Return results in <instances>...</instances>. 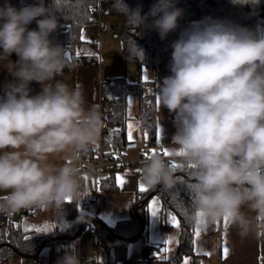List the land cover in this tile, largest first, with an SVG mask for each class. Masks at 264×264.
Returning a JSON list of instances; mask_svg holds the SVG:
<instances>
[{
  "label": "clouds",
  "instance_id": "1",
  "mask_svg": "<svg viewBox=\"0 0 264 264\" xmlns=\"http://www.w3.org/2000/svg\"><path fill=\"white\" fill-rule=\"evenodd\" d=\"M56 2L0 5V67L13 78L0 96V214L39 208L65 222L66 203L80 197L81 158L99 141L103 122L95 106H86L82 86L57 79L67 64L65 47L51 38L59 26ZM131 14L137 27L163 40L183 10L176 0H157L147 14ZM33 21L37 30L28 28ZM171 47V74L158 96L174 114L171 143L193 166L190 219L214 224L227 217L241 238L264 232V33L206 17ZM32 82L40 85L34 95ZM141 179L165 190L177 183L158 153L141 161ZM56 264L83 261L73 244Z\"/></svg>",
  "mask_w": 264,
  "mask_h": 264
},
{
  "label": "trees",
  "instance_id": "2",
  "mask_svg": "<svg viewBox=\"0 0 264 264\" xmlns=\"http://www.w3.org/2000/svg\"><path fill=\"white\" fill-rule=\"evenodd\" d=\"M37 0H8L14 7L36 3ZM47 2V0H45ZM157 0H102V6L110 16L121 17V36L123 41V56L126 62L136 63L139 68L151 67L158 73L171 74L169 64L173 51L171 44L179 39L180 33L189 27L191 22L200 21L206 17L223 20L233 25L263 33L264 29V0H176V6L183 10L182 17L178 20V27L169 33L166 39H161L158 32L146 25L137 27V18L131 13L139 10L143 16L150 11ZM5 0H0L3 5ZM99 0H57L53 11L58 18V29L52 35L54 43L65 47V54L70 51L71 57H66L63 74L76 72L80 68L99 66V42L95 39V15ZM58 9V10H57ZM151 23V18L146 24ZM91 26V37L81 39L86 25ZM37 30V28H36ZM79 53V55H78ZM18 57L13 54V62ZM59 77V76H58ZM101 86V98L110 105L109 122L112 129L102 134L101 149L105 159H114L131 144L127 139V122L130 118V96L138 94L140 97V114L142 139L147 145L157 143L156 131V98L152 81H144L141 77L137 82H130L125 76L107 79ZM37 84L32 82L30 86ZM152 88V89H151ZM119 130V131H116ZM90 159L94 153L87 152ZM176 167H172V165ZM170 166L174 170L177 183L171 189L160 186L144 204L142 201L156 188L145 192L137 191L136 199L132 203L131 217L119 221L115 226L100 222L98 226L99 250L102 254V264H116L127 256L128 243L141 236L146 230L149 220L148 203L153 196L161 200V219L164 227H172L171 217L175 216L179 222V241L174 252L171 264H181L186 255H191L193 264H200L203 254L195 247L197 221L190 219L194 208V193L192 184L194 177L191 175L192 167L175 157ZM112 172H115L111 168ZM114 175L99 181V188L113 187ZM89 181L82 174V188L80 197L82 206L85 207L86 192L89 190ZM77 202L66 203L68 221L65 228L56 227L51 233L30 235L22 229L21 221H16V216L32 214L39 208L24 211L18 214L5 216L0 220V262L19 255L21 252L36 254L39 252L43 241L58 235H75L82 225L81 230L89 223L88 212L78 213ZM79 217V218H78ZM78 218V222H77ZM218 221L206 224L209 232L217 229ZM79 232L76 236H78ZM25 237H29L26 239ZM63 240V239H59ZM59 240L47 241L45 245L53 244ZM148 246L144 255H149Z\"/></svg>",
  "mask_w": 264,
  "mask_h": 264
},
{
  "label": "crops",
  "instance_id": "3",
  "mask_svg": "<svg viewBox=\"0 0 264 264\" xmlns=\"http://www.w3.org/2000/svg\"><path fill=\"white\" fill-rule=\"evenodd\" d=\"M108 17L111 16L105 14L103 17V21L108 28L102 32L101 38L102 36L105 37L108 30L112 31L109 19L107 21ZM28 28L36 30V22L33 21L30 25H28ZM108 37L110 36L106 35V38ZM101 40L102 39H100L99 44L101 43ZM10 59L13 61V55ZM122 59L125 61L124 56ZM125 63L127 62L125 61ZM137 68L139 71V79L141 77L144 81H152L153 91L156 98V131L158 140L157 143L149 145L151 147V152L157 153L167 151L169 155L179 157L178 152L171 143V137L176 131L173 123L174 114L169 113L166 108H162L160 103L157 104V98L159 99V85L162 83V79L170 74L158 73L153 68H145V70L144 68ZM98 75L103 79H111L117 76L125 75L129 76L127 73L121 75H103L102 69L97 66L94 68H80L76 72L66 73L57 77V79L67 83L70 88L82 86L86 106H95L100 112L101 89L94 80L95 76ZM145 77L148 79L145 80ZM12 79L13 78L8 74V72L3 67H0V96L3 95L5 83ZM30 89V94L34 95L39 92L40 85L34 84L30 86ZM129 124H132L133 126V140L131 143H135L136 145L128 147L124 151V154L128 158L136 160L133 164L132 171L124 172L116 168L114 169L115 172H112V169L110 168L100 169L97 172L88 171L83 173V175L87 177L90 186L89 190L86 192L87 203L84 209L85 212H88L89 210L88 214L90 215V221L82 229V231H80L81 233L70 239H63L53 244L44 245L43 248L36 254L29 253L30 255L28 256L19 254L7 260L1 261L0 264H56L58 258L64 254L67 246L73 244L79 251L83 264H95L97 260L103 261L102 254H100L99 250L97 232L100 222H104L109 226H115L119 221L130 218L132 214V203L136 199L140 184L143 183L141 179V162L137 160L139 158V149L147 144L142 139L140 97L138 94H132L130 96V118L127 122V128ZM101 143L102 134L99 141L95 145L90 146L87 152H93L95 156L96 151L101 148ZM85 155L86 154H84L81 158V169L83 168L85 162L92 160L89 157L85 158ZM112 174L114 175L113 181L116 186L99 188V181L111 176ZM117 175L124 177L126 183L123 187L116 184L115 178ZM145 187L147 190L150 189L147 185H145ZM4 195L5 194L0 193V198H3ZM153 200L157 201L158 209L155 217L151 215V208L149 207ZM148 212L149 220L146 230L141 236L128 243L127 256L119 259L116 264L172 263L173 255L179 241L180 227L172 226L169 229L164 227L161 219V200L158 196H153L150 199L148 203ZM15 220L20 221L18 216L15 217ZM217 226L218 227L214 232H209L205 225L207 232H204L203 236L202 233L198 237L196 236V250L203 254L200 264H206L204 260H209L210 253H213V259L216 260V264H264V232L252 233L247 237L241 238L235 227L231 225L230 221L227 226H225L224 219L220 220L218 221ZM175 229H177L175 242H172V244H165L164 241L171 238L170 235ZM204 236H206L204 241H207L206 244L209 248H211V250L204 249V245H202ZM146 246L149 248V257L144 255V249ZM165 247L170 250L168 252H164L163 249ZM225 247L228 248L227 256L224 255ZM201 248H203L202 251H199ZM158 251L161 256L166 258H158L156 255ZM187 257H190L191 264H193V258L191 255H186L181 264H184Z\"/></svg>",
  "mask_w": 264,
  "mask_h": 264
},
{
  "label": "rangeland",
  "instance_id": "4",
  "mask_svg": "<svg viewBox=\"0 0 264 264\" xmlns=\"http://www.w3.org/2000/svg\"><path fill=\"white\" fill-rule=\"evenodd\" d=\"M110 21L111 23V29L112 31L108 30L106 32V35H109L110 37L106 38L102 36L101 43L99 44V68L102 69L103 75H121L127 73L129 76H126L128 80L132 81H137L139 80V71H138V66L136 63L132 62H127L123 61V41H122V36H121V17L120 16H111L107 18V21ZM89 28V29H88ZM264 33V29H263ZM104 35V34H103ZM83 36L85 38H90L91 37V26L88 24L86 25L85 29L83 30ZM94 68V67H92ZM142 68H151L147 66H143ZM152 69V68H151ZM101 73V70H100ZM102 75V74H101ZM77 208L78 213H84L85 207L82 206V198L79 197L77 201ZM89 212V210H88ZM18 219L22 223V229L27 227L29 231H27L28 234L30 235H42V234H47L51 233L56 227L60 228H65V225L68 221V216H66V220L62 218H58L54 216L51 212L40 209L32 214L28 215H23V216H18ZM206 224H197L196 228H199L200 234L207 232L205 229ZM48 227L47 231L44 232H36V228H44ZM89 229V228H88ZM177 229L172 231L170 235V239L172 242H175L176 240V235H177ZM206 236L203 237L202 245H204L205 250H211L209 246H207V241H204ZM207 239V238H206ZM172 244V243H171ZM203 248L199 249V251H202ZM213 249V248H212ZM210 253V252H209ZM187 260L188 264H191V259L190 257H187L185 261ZM206 264H216V260L213 259V253H210V258L209 260H204ZM185 264V262H184Z\"/></svg>",
  "mask_w": 264,
  "mask_h": 264
},
{
  "label": "built area",
  "instance_id": "5",
  "mask_svg": "<svg viewBox=\"0 0 264 264\" xmlns=\"http://www.w3.org/2000/svg\"><path fill=\"white\" fill-rule=\"evenodd\" d=\"M101 1L102 0H99V3H98V8H97L96 15H95L96 28L93 31V35L98 42H100L102 32H104L108 28L107 25L103 21V17L106 11L104 7L102 6ZM94 80L99 85L100 89H101L102 84L108 81L107 79L101 78V76L99 75L95 76ZM109 109H110L109 103L101 98L100 112H99L101 115L102 122H103V130L101 134L105 132H109L112 129V125L109 122V117H110ZM157 153L160 154L169 164L175 158L169 154L165 156L164 152H157ZM157 153H152L151 147L149 145L143 146L142 148L139 149V158L137 161L141 162L142 160H145L151 154H157ZM135 161L136 160H132L128 158L125 154L118 155L114 159H110V160L105 159L103 157L102 149L99 148L96 151L94 158L91 161L84 163L83 168H82V174L88 171L97 172L100 169H110V168H117L124 172H130L133 169V164ZM34 209L35 208L21 209L19 212L14 213V214H18L24 211H30ZM5 216L7 215L0 214V220H2ZM95 264H102V262L100 260H97Z\"/></svg>",
  "mask_w": 264,
  "mask_h": 264
},
{
  "label": "snow or ice",
  "instance_id": "6",
  "mask_svg": "<svg viewBox=\"0 0 264 264\" xmlns=\"http://www.w3.org/2000/svg\"><path fill=\"white\" fill-rule=\"evenodd\" d=\"M81 39L83 40V39H85V37L82 35V36H81ZM78 55H79V53H78ZM147 79H148V78L145 77V80H147ZM158 103H159V99L157 98V104H158ZM132 127H133L132 124H129V125H128V129H129V130H128V132H127V139H128V141H129L130 143H131L132 140H133ZM116 131H119V130H116ZM178 154H179V153H178ZM164 155L167 156V155H168V152L165 151V152H164ZM172 167H176V165L173 164ZM189 167H193V166L189 165ZM115 180H116V184L119 185V186H121V187H123V185L126 183L124 177L121 176V175H117L116 178H115ZM97 183H98V182H97ZM191 187H192V186H191ZM139 190H140L141 192H145V191H147V188L145 187V185H144L143 183H141L140 186H139ZM69 203H70V201H69ZM149 207L151 208V215H152L153 217H155V216L157 215V211H158V209H157V201L153 200L152 203L149 205ZM198 215H201V214L198 213ZM171 221H172V226L179 227V222H178V220L176 219L175 216H172V217H171ZM224 222H225V226H227V224H228V222H229V220H228L227 217L224 218ZM197 224H198V225H199V224H203V222L200 221V220H197ZM47 230H48V227H47V226L44 227V228H36V229H35L36 232H44V231H47ZM25 231L27 232V231H29V229L26 227V228H25ZM199 235H200V230H199V228H197V229H196V236L198 237ZM25 238H26V239H29V237H25ZM164 243H165V244H171V243H172V240H171V239H168V240L164 241ZM169 250H170V249L167 248V247H165V248L163 249L164 252H168ZM227 254H228V248L225 247V248H224V255L227 256ZM156 255L158 256V258H161V259L166 258V257L161 256V255L159 254V251L157 252ZM185 264H188L187 260L185 261Z\"/></svg>",
  "mask_w": 264,
  "mask_h": 264
},
{
  "label": "water",
  "instance_id": "7",
  "mask_svg": "<svg viewBox=\"0 0 264 264\" xmlns=\"http://www.w3.org/2000/svg\"><path fill=\"white\" fill-rule=\"evenodd\" d=\"M66 57H71V53L70 51H67L66 54H65ZM136 144L135 143H131L129 144V147L131 146H135ZM158 191V189L156 188L153 192H151L143 201H142V204H144L154 193H156ZM81 227L82 225H80L79 227V230L77 231V233L74 235L76 236L80 230H81ZM73 235H58V236H55V237H50L49 239L45 240L42 242L41 246H40V249L39 251L43 248V246L47 243V241H53L54 239L56 240H59V239H70L72 237H74ZM2 246V244H0V247ZM20 255H23V256H28L30 254L28 253H25V252H21Z\"/></svg>",
  "mask_w": 264,
  "mask_h": 264
}]
</instances>
